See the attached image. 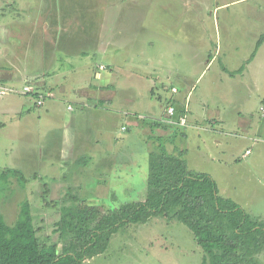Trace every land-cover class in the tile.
Listing matches in <instances>:
<instances>
[{
	"label": "rangeland",
	"instance_id": "rangeland-1",
	"mask_svg": "<svg viewBox=\"0 0 264 264\" xmlns=\"http://www.w3.org/2000/svg\"><path fill=\"white\" fill-rule=\"evenodd\" d=\"M0 6L4 27L2 40L10 37L7 43L0 41L3 51L14 32L26 35V29H29L26 20L30 21L32 33L28 35L34 45L32 48L42 43V35L52 41L54 36L68 31L70 37L82 42L78 46L81 50L75 52L73 48L78 65H85V70L108 65L105 71H114L119 82L116 87H122L114 105L102 109L113 114V120H87L86 126L79 125L71 135L72 142L79 144L80 139H84V130L92 145L98 139L106 145L102 144L103 149L91 146L92 155L86 163H76L72 156L80 154L81 148L70 156L59 155L61 144L66 141L63 128L59 130L62 117L52 115L53 123L46 121V115L50 114L46 100L40 107L35 96H3L5 99L20 96L24 108H21L22 115L13 113L14 107L8 110L15 119L9 122L7 130L0 132V171L17 169L31 181L21 187L16 179H10L0 194V213L7 224L13 225L18 219L21 203L30 201L38 236L49 243L60 242V200L70 188L74 189L82 208L95 207L104 213L127 203L144 202L147 198L150 153L158 151L155 146L151 147L156 142L149 141L151 129L148 124L150 118L161 115V106L171 93L160 87L155 98H148L155 105V114L143 113L139 107L132 108L125 101V95H132L136 101L140 99V104L145 106L148 100L142 96L150 97V91L156 86L149 81V74L153 71L157 74L158 69L169 67L192 76L191 86L173 82L182 89L190 108L200 110L210 95L218 97L222 94L219 86L212 87L221 77L222 63L235 59L230 67H246L245 61L255 50L258 34L264 33V0H0ZM19 14L22 15L18 19ZM200 19L205 20L204 24ZM113 36L119 43L121 41L120 44L127 43V48L122 51L116 49L118 55L115 58L121 63L115 65L111 62L112 49L95 53L101 43L106 44ZM81 52L90 56L82 57ZM7 53V58L0 63L2 69L7 70L12 65L21 68L20 59ZM25 54L20 53V58L26 61ZM30 56L34 57L33 53ZM59 64L53 55L46 64V59L43 61L42 55L37 54L33 64L37 77L32 81L42 80L45 68L57 69ZM138 68L142 73H137ZM1 85L18 89L30 85L37 87L36 91L43 95L54 93V96L60 87L56 85V91L51 92L42 84L32 82ZM251 85L248 88L241 85L237 98L241 99L253 88ZM252 98V103H243L229 111L237 118L242 113L250 120L251 127L247 131L234 126L225 129L230 134L224 138L225 143L221 138L226 159L220 162L202 160L200 153L206 148L201 145L213 132L192 127L189 131L195 130L201 135L202 142L187 141V163L193 172L214 174L221 197L232 199L247 214L264 222V112L261 109L264 108V89ZM170 105H166V111ZM97 111L91 109V113ZM137 113L141 115L139 125H130L131 117ZM123 127L128 130L123 131ZM114 138L115 142L111 143ZM178 142L172 144L178 148L182 144L184 148L182 140ZM196 146H201L200 152L195 150ZM205 147L214 149L208 142ZM248 149L252 154L244 157ZM232 153L237 158L234 162L228 160ZM203 257L204 252L188 227L158 215L146 224L130 223L121 228L112 236L104 254L86 259L83 264H203ZM257 258L264 264V251Z\"/></svg>",
	"mask_w": 264,
	"mask_h": 264
},
{
	"label": "crops",
	"instance_id": "crops-1",
	"mask_svg": "<svg viewBox=\"0 0 264 264\" xmlns=\"http://www.w3.org/2000/svg\"><path fill=\"white\" fill-rule=\"evenodd\" d=\"M21 15L22 14H19L18 19L21 18ZM25 15L28 16V14ZM2 18L3 15L2 12L0 11V41H2L3 43L4 42L7 43V39H9L10 37L7 36V39L2 40V36H1L2 31H4ZM200 21L203 24L205 22L204 19L203 20L200 19ZM25 24L29 26V29H26L27 31L26 35L22 36L19 34V32L17 34H15L16 32L14 33L12 32L13 33V35L11 36L12 38L5 47L6 51H3V49L1 48L2 43L0 42V63L2 62L3 58L5 57L7 58L8 56L7 51H8L10 52V54L18 57L22 65L21 68L19 66L12 65V67H9L7 70H3L2 69L3 66L0 65V84L2 83L25 84L32 82L35 85L42 84V86L45 87V90H49L51 92H55L56 85L57 86L59 85L60 86L59 93L55 92V96H54L55 98L48 99L46 101V106H48V110L50 113L46 115V121L49 123L53 119L52 115H56L59 118L62 117V119L59 122V124L61 123L59 130L63 128L62 132L64 133L66 141L61 144L62 148L60 149L59 155L70 156L74 154L76 150L78 151V148H81V150H79V152H81L80 154L72 155V156H74L75 159L74 161L76 163H86L87 159H90L89 157L92 155L89 150L91 146L93 147L94 145H96L100 149H103L104 147H106V145L103 144V142H100L99 139L93 142L92 145L90 141L87 139L84 130L82 134V137H84V139H80L79 144H75L72 142L73 140L71 138V135L74 133V130L75 131L77 130V127L79 125L81 127L86 126L87 120L92 119L95 121L98 118L102 120L104 119L113 120L115 118L113 114L107 111H103L102 109L105 108L106 106H113L116 99L118 98L119 91L122 88L121 87L120 89H117L116 87V85L119 83L117 80L118 75L113 74L114 71L112 70H110V72L107 73L108 71H105V69L109 67L108 65L107 67L102 66L103 68L100 66V69L98 68L99 66L90 67L88 70H85V65L83 66L81 64L79 66L78 65L79 62L76 61L77 58L75 57V54H73L74 52L73 48L76 49L75 52L77 50H81V48H79L78 46L81 45L82 42L74 39L73 37H70L68 31H65L64 33L62 32L61 36L59 35L60 33L57 36H54L52 41H48V38L42 35L44 37L42 43L41 44L39 43L40 45H36L35 48H32L34 45L33 42H31L32 40L29 39L30 37L28 35L32 33V31H30V21L26 20ZM262 37H264V33L258 34V37L256 38L257 39L256 44L260 41ZM45 40L46 42L43 43V41ZM117 40L118 39H116L115 36H113L111 39H109L108 42L106 41V44L101 43L98 46L95 53H99V52L103 53V52L111 51L112 49L114 51V53L112 51V54H114L111 60L112 64L115 65L117 63L118 64L121 63L119 59L117 60L115 58V55H118L116 53L118 50L122 51V49L127 48V43L125 42L126 44H120L121 41L119 43V41ZM211 48L212 46L210 47L209 44V50H211ZM20 53H26L25 54L27 55L26 61L24 60L23 57L20 58ZM30 53H33L34 57H31ZM37 54L42 55L43 61H45L46 59V64L48 60L52 58V55L55 56L56 59L60 62L59 64L60 66L57 67V69L45 68L43 70L44 73L41 74L42 76L44 75L42 80L33 82L32 79H35L37 77L33 67L34 59ZM81 56L85 57L90 55L81 52ZM249 59L245 61L246 67L245 65H242L239 68L230 67V63L235 59H227L225 60L227 62L224 61L222 63L223 66H222L221 77L216 79L212 85V87L219 86L220 92H222V94L221 95L219 94L218 97H214L210 95L208 99L203 101L202 107L199 108L200 110H194V109L192 110L190 108V103H187V100L186 102L184 100L182 89L177 85H175V83L173 82V81H175L176 83L180 82L184 86H191L193 85L192 76L186 73L182 74L181 72H178L169 67L158 69L157 74H155L154 71H153L154 74L153 73L149 74V77L151 78V80L149 81L151 82V84L152 83L154 85L156 84V86H153L155 87V89H152L150 91L151 94L149 95L150 97L142 96L144 98H147L148 100L145 106L140 104V99L136 101V98L133 97L132 95L124 94L126 96L125 101L128 102L132 106V108L136 109L137 107H139V110H141L143 113L155 114L156 111L155 105L153 103H150L148 98H155L157 96V91L159 92L160 90V87L166 90L167 92L171 93V96L167 99L166 103H164V105L161 106V115L159 117L154 116L150 118V122L148 125L151 129L150 132L151 138H149V141H153V143L156 142L155 145H151V147L153 148V146H155V149L158 151L165 150L166 152L172 155L181 156L183 159L185 157L184 160L187 163L188 162L187 156L189 151L188 147L186 148V146L188 145L187 141L190 140L194 142H198V141L202 142V136L195 133V130L201 129L203 130V132H208V133L213 132V134L209 136V138L207 139V142L211 147H214L212 151L210 149H207V147H205L207 142L202 143L201 146H204V149L206 148L203 153H200L203 154V156L200 155L202 156V160L207 159L208 161L211 162H220L222 159H226V154H225L226 149L225 146L224 148L222 147L225 143L224 138L226 136H229L230 134L225 129L233 128L232 126H234V128L238 127L239 129L247 131L251 127L250 120L244 118L242 116L243 115L242 113L241 116L237 118L233 116L231 113H229V111L232 108L234 109L235 106L237 107H239V105L242 106L243 103L246 102L252 103L251 101L253 99L252 95H257L258 91L264 89V41L259 47L254 58L250 62H248ZM31 61L33 63H31ZM123 61H126L127 63V60H123ZM210 63H213L212 60ZM140 68L143 67L140 66ZM140 68L137 69L138 70L137 73H142L139 72L141 71ZM134 70H136V68H134ZM155 70L157 69L155 68ZM123 85L124 84H122L121 86ZM241 85L242 86L245 85L246 88H248L251 85L253 88L248 89V92L245 93L243 97L240 99V97L237 98V95H239L238 91L241 90ZM133 87L134 86L129 88L131 89ZM260 87L262 88L260 89ZM171 88H173L172 91ZM175 89L176 91H174ZM52 94L54 95V93ZM1 98L4 97L0 96V99ZM159 99L161 98L159 97ZM170 102L172 104V107L175 108V114L173 116H169L166 111V108L168 105H170ZM64 103H67L68 105L66 104L64 105ZM70 106L72 107V110H69ZM10 107H14L15 112L13 113L22 115L23 112L21 108H24V101H21L20 96L14 97L12 99L4 98L3 101L0 100V132L7 130L9 126V122L15 119L13 118L14 116L12 115V113L8 112ZM91 109H97L98 111L101 112L97 111V113H91ZM261 109L264 112V108L262 107ZM140 116L141 115L137 113L136 116L131 117L130 120H132V123H130V125L138 126ZM181 117H185L186 119L185 126H181L179 124V120ZM262 117L264 118V114ZM192 127L195 130L189 131V129ZM127 130H128L127 127H123V131H127ZM262 132H264V128ZM191 133L193 134L192 137H191ZM156 134L158 135L156 136ZM215 135H220V137H214ZM245 137L247 138V136ZM164 138H166L167 140L165 141ZM221 138L223 139L224 143L222 142ZM114 140L115 138L111 141V143H114L115 142ZM181 140L184 148L182 147V144L180 146L178 145L180 148L172 144V142L174 143L175 141L176 142L179 141L178 143H180ZM102 144L104 147L102 146ZM201 146H196L195 150L200 152ZM83 150H85L86 152L82 153ZM228 150L231 151L230 148ZM251 154H252V150L250 155ZM79 155H82L83 157H80ZM250 155L248 156L245 155L244 157H249ZM93 156H95V154H93ZM235 156L236 155L232 153L228 158V160L232 162L236 161L237 158H235ZM84 168H80V171L85 174L86 171L84 170ZM195 169H199V168H195ZM208 175H210L215 181H217V178L214 176V174L208 172Z\"/></svg>",
	"mask_w": 264,
	"mask_h": 264
},
{
	"label": "trees",
	"instance_id": "trees-1",
	"mask_svg": "<svg viewBox=\"0 0 264 264\" xmlns=\"http://www.w3.org/2000/svg\"><path fill=\"white\" fill-rule=\"evenodd\" d=\"M264 37L256 44L250 62ZM148 195L102 212L82 208L70 188L61 198L60 242L39 238L31 203H21L17 221L7 224L0 213V264H83L104 254L111 238L130 223L146 224L154 216L177 220L188 227L203 250V264H262L264 222L247 214L232 199L219 195L216 181L193 172L186 161L165 150L150 153ZM14 178L25 187L31 180L17 170L0 171V194ZM3 191V192H4ZM72 203V204H71Z\"/></svg>",
	"mask_w": 264,
	"mask_h": 264
},
{
	"label": "built area",
	"instance_id": "built-area-1",
	"mask_svg": "<svg viewBox=\"0 0 264 264\" xmlns=\"http://www.w3.org/2000/svg\"><path fill=\"white\" fill-rule=\"evenodd\" d=\"M176 91V89L174 90ZM10 94H20V95H24V96H35L38 99V103L37 105L42 107L45 103V100L47 101L48 99H52L54 97V95L52 93L49 94H42L39 91H36L35 87H32L30 85H24L22 88L20 87V89L15 88V87H5L3 85L0 84V96H7ZM69 110H72V107H69ZM167 113L169 116H173L175 114V108L174 107H169L167 110ZM179 124L181 126H185L186 125V119L185 117H181L179 120ZM251 150L246 151V156L250 155Z\"/></svg>",
	"mask_w": 264,
	"mask_h": 264
}]
</instances>
